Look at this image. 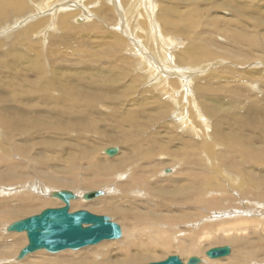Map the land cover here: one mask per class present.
<instances>
[{
	"label": "rangeland",
	"instance_id": "374dc122",
	"mask_svg": "<svg viewBox=\"0 0 264 264\" xmlns=\"http://www.w3.org/2000/svg\"><path fill=\"white\" fill-rule=\"evenodd\" d=\"M184 14L188 16L183 20ZM180 95L183 101L190 98L196 103L199 126L190 112L181 119L172 116L180 107ZM182 120L192 131L178 125ZM199 141L230 152L227 156L238 148L233 144L249 148L248 161L233 156L223 168L231 173L237 163L240 171L230 183L233 195L253 194L245 208L235 209L264 213V0H0V179L15 180L0 185L5 191L0 192V264H44L47 256L64 252L41 250L18 261L19 249L28 243L26 234L7 232L16 221L60 206L39 207L36 213L27 212L26 205L14 218L2 219L6 208L18 206L13 202L44 197L30 188L36 182L53 190H71L46 185L40 173L76 181L79 187L71 191L80 194L81 185L89 181L87 173L102 166L94 163L113 158L103 153L105 147L117 148L116 156L122 151L112 163L130 161L137 169L148 165L156 169L164 161L162 169L170 167L174 157H185ZM164 148L174 155L165 156ZM202 153L184 169L186 176L190 173L186 179L195 174L197 181L203 179L202 185L184 183L174 189L176 193H197L194 188L199 186L213 196L230 189L224 175L206 170L218 159L208 161ZM204 175L225 187L208 186ZM17 176L30 178L22 182ZM156 180L151 182L156 192L167 187V182ZM127 196L120 199L128 200ZM92 201L79 200L81 208L72 212L106 215L122 231L128 227L120 215L100 212L103 204ZM160 203L168 204V199H157ZM169 204L162 210L168 207L165 212L171 217L204 211ZM110 242L115 241L66 250L71 253L50 264H120L119 255L106 256ZM219 246L236 247L221 236L215 244ZM151 262L156 260L140 264Z\"/></svg>",
	"mask_w": 264,
	"mask_h": 264
},
{
	"label": "bare ground",
	"instance_id": "6f19581e",
	"mask_svg": "<svg viewBox=\"0 0 264 264\" xmlns=\"http://www.w3.org/2000/svg\"><path fill=\"white\" fill-rule=\"evenodd\" d=\"M3 2H5V0H3ZM167 12L170 13V10L167 9ZM187 16L188 14H184V15H181V18L184 20ZM169 45H170V41H169ZM170 52L168 54H170ZM164 55H166V53ZM181 55L182 53L179 52L180 59L184 60V58L181 57ZM155 59L156 61H158L157 58ZM157 64L160 66L159 63ZM154 65L156 64L154 63ZM165 65H167V63ZM172 69L174 68H171V70ZM150 70L152 71L151 68ZM195 75L196 74H194V77ZM158 80L159 79H157V81ZM163 81L164 79L160 83L162 84ZM164 83H163V86L165 85ZM189 84L190 83L186 85L189 86ZM164 87H162L161 89L162 90L165 89ZM197 88H200V87H197ZM190 89L191 87L189 86V91ZM183 92H184V88H183ZM189 93H192V91H190ZM189 93H185V94L189 95ZM183 97L184 96L180 95V99L179 98L177 99V101L178 100L179 101L178 103L177 102L176 103L180 107L178 110L174 109L173 110L174 112L172 111L174 114L172 116L176 118L178 117L181 119L182 117L184 118L185 114L188 113L189 115V112H190L193 114V116L194 115L196 116L194 120H195V123L199 126L201 119L196 114L195 109H193L196 103L192 101V99L190 98L188 100L185 99L186 101L185 100L183 101ZM176 118H173V119L176 120ZM178 125L182 126L183 128L185 127L187 129H190L187 121L182 120L181 122L178 123ZM190 130L192 131V129ZM233 146H238V148L235 149L234 154L232 156H227L228 154H231V153L226 152V151L224 152L223 150L218 151L217 149H215V146L212 143H209V142L200 143L199 141L191 147L190 151L186 154L185 157H174L172 159V163L168 164L170 167L167 166L165 168L163 167L162 169H160V167L163 164L166 165L164 161H163V164L159 163L156 169H154L153 167L149 165L137 169V165L134 166L130 161H122L123 165L118 164V163H112L111 161H114L120 158L122 151L120 152L118 156H116L119 153V150H118V153L114 155L116 156L115 158L114 156H109L113 158L110 159V158L105 157L106 159L104 158L105 160L104 163L103 162L94 163V165H100V164L102 165V166H98V169H95L92 172L89 171L90 169H88L89 172L87 173V175L88 174L90 175L89 181L87 182V184L81 185L84 187V191H82L80 194H77L75 192L78 195V199L72 200L71 203L73 204V206L71 207L70 205V208H71L70 212H72V209L81 208L80 202H78L79 200L83 202L87 201L83 199V196L85 193H88L91 191H99L98 189L103 190L102 191L103 195L98 197L99 199L95 198V200L93 199V201L90 200L95 203H92V202H88V203H92V204L102 203L103 204L102 208L99 209L100 212L104 211V212L110 213L111 215L118 214L128 224V227L123 228V231H122L123 238L121 237L120 239H117L119 241H116V239L108 240V241H115V242L108 243L111 245V250L108 251L106 256L111 257L114 254L119 255L122 260L120 264H140V263L154 261V260H156L157 262V260H160L164 258V256L170 255V254H176V255L183 257L185 263L187 261V264L189 263V260L192 257L200 258L201 259L200 264H227L226 263L227 261L229 262V264H264V213L260 214L259 213L260 211L256 209L253 211H246V210L237 211L235 209V208H245L246 204H244V202L248 201V199H251L250 196H252L253 194L251 193L252 195H249V194H242L244 192L242 193L237 192L238 193L237 196L233 195V192H234V190H232L233 185L231 186L230 183L232 182V180L234 181V177L236 178L237 177L236 175L239 174L240 171L237 170V163H233L234 171L231 173L227 172L225 168H223L225 165H227V162H229L231 157L233 156H235V158L239 157V160L243 162L244 161L246 162V160L248 161L249 159L248 158L249 148L243 147L238 144H233ZM109 148H112V147H109ZM109 148L105 147L102 150L103 153L104 152L106 153V150ZM163 151L165 152L164 153L165 156L174 155L172 152H167L165 148L163 149ZM197 153L205 154L208 161H211L212 158L213 160L218 159L219 164L217 162H211L212 164L215 165L214 166L215 168L209 162V165H208L209 168L206 170L209 174L214 173L219 176L224 175L226 177V182L228 183V186H230V189L225 192L226 194L221 195V193H215L212 196L207 193L208 191L205 188H201L199 186L194 188L195 191H197V193H193V194L182 193L181 191H179L180 193H176L174 191V189L176 188L181 189L184 183L199 182L197 181L198 179L195 176V174L193 178L186 179L187 177H189L190 173H188L187 174L188 176H186L187 171L184 170L186 164L191 162L193 160V157L200 156ZM216 156H218L219 158H217ZM158 160L159 162L162 161V159H158ZM163 160H166V159H163ZM93 162L95 161L93 160ZM178 166L179 168H177ZM168 168H172L170 172L166 170ZM120 169H121L120 171L121 174L118 176L116 172H118V170ZM198 170L206 171L205 169H198ZM140 171H143L144 175H141ZM86 172L87 171H85V173ZM46 173L47 172H42L40 174L38 173L40 179L46 185H50L54 187L70 188L71 190L79 187L78 186L79 184L76 183V181L74 180L62 179V178L56 177L54 175L46 174ZM106 174L108 175L115 174V175L109 176L105 180L104 176ZM99 175H101V177H99ZM116 176H118V179L114 178ZM204 176H205L204 179L207 181L208 186H211V184L215 185L216 190H222L225 187V185L221 181L212 178L210 175H204ZM28 178H30V176H27L22 179H21V176H17V180L19 181L21 179L22 182L24 180H28ZM156 178L158 179L156 180ZM121 179L124 181L122 183H117ZM154 180H156L157 184L161 183V180H163L164 182H167V187L161 191L156 192L155 187H153L154 185L151 183ZM5 181L11 182L15 180H10V178L8 179L2 178L0 179V185H4ZM200 181L201 182H199L200 183L199 185L201 186L203 179H201ZM187 185L191 186V184H187ZM30 188H34L37 192L44 194L45 198L39 197V196L37 198L29 197L27 199H23L22 204L19 202H13V204L18 205V206L16 208H13V207L6 208L8 210L5 211L6 210L5 209L2 213L4 214L2 216L3 220H10L14 218L16 216L17 211H20L21 209L25 208L26 205H28L26 208L27 212H29V210L32 209L34 212L37 211L36 213H38L39 207L44 209V207H47V206H54V205H57L60 207L65 206L64 203H62L60 200L59 202L57 200H55V202L53 200H50L53 198L51 196L52 192L61 191L62 189L53 190V189H50V187H44L42 184L38 182L33 184ZM2 190H0V192H2ZM76 191H79V190L77 189ZM3 192L5 193L4 190ZM129 192H132L133 194L132 197L130 196ZM168 192H170V194ZM127 194H128L127 196L128 200L120 199V197L126 196ZM159 198L168 199V204H164V203H163L164 205H161V203L160 205H158L159 203L156 204L157 199ZM139 201L140 203H138ZM169 203L175 204L176 207L178 206L181 208L187 207V206L188 207H198V208L202 207L204 211L198 212L196 210L197 212L195 213H193L192 211L191 213L192 215L190 214L189 216H186V217H183L180 215H176V217H171V215L166 214L167 212L166 210L168 207L165 210H162V208H165L166 205H170ZM248 205L249 204H247V206ZM33 207H37V209L34 210ZM171 209L172 208H170V211ZM11 233H17V232H11ZM239 233H241V236L238 235ZM219 236L223 237L224 243L228 245L234 244L236 246L235 248L233 247L231 248L230 246H228L231 250L230 255L233 253L235 255L231 257H229L230 256L229 255L225 258L222 257V258H216V259H212L208 256L209 250L218 248V247H215V244L217 243ZM106 241H103L97 245H92V246L81 248V250L82 249L87 250L94 246L95 248H99ZM27 244L28 243H26L24 247ZM24 247H21L19 249V254ZM219 247H223V246H219ZM41 253H37V254H41ZM69 253H71V251L65 250L64 252L58 255L47 256L49 259L44 258V260H46L44 261V264H50L51 263L50 261H54L56 258L60 259L61 256L69 254ZM51 254H56V253H51ZM221 259H224V260H221ZM18 261H21V260H18ZM223 261H226V262L224 263ZM158 262H161V260ZM40 263L41 262H38V264Z\"/></svg>",
	"mask_w": 264,
	"mask_h": 264
},
{
	"label": "water",
	"instance_id": "95a60500",
	"mask_svg": "<svg viewBox=\"0 0 264 264\" xmlns=\"http://www.w3.org/2000/svg\"><path fill=\"white\" fill-rule=\"evenodd\" d=\"M118 153L117 148L106 150L108 156ZM103 195L102 191L85 193L84 200L90 201ZM53 198L60 200L65 206L48 208L41 214L12 223L7 232L26 233L28 244L21 250L17 259L22 260L29 254L40 250L50 253H59L65 250H79L97 245L103 241L117 240L122 237L121 226L106 215L92 214L86 210L70 212L72 200L78 195L71 190L54 191ZM228 246L209 250L208 256L212 259L225 258L230 255ZM201 259L192 257L188 264H200ZM149 264H185L180 257L171 256L165 261Z\"/></svg>",
	"mask_w": 264,
	"mask_h": 264
}]
</instances>
